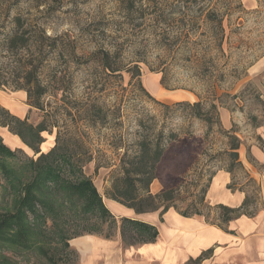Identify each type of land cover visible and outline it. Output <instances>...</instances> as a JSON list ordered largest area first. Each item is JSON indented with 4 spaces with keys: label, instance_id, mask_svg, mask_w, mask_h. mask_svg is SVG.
I'll use <instances>...</instances> for the list:
<instances>
[{
    "label": "rangeland",
    "instance_id": "1",
    "mask_svg": "<svg viewBox=\"0 0 264 264\" xmlns=\"http://www.w3.org/2000/svg\"><path fill=\"white\" fill-rule=\"evenodd\" d=\"M37 83L41 110L27 100ZM194 103L206 120L186 105ZM5 104L45 131L38 154L18 137L2 139L0 218L23 211L13 188L30 180L40 153L67 152L62 181L90 179L103 202L119 196L121 168L139 142L152 147L160 132L188 139L166 145L151 194L177 189L181 212L203 199L205 223L220 228L208 189L217 172L231 171L227 188L245 193L255 214L259 186L239 149L253 141L264 149V0H0V107L8 111ZM218 122L240 142L236 157ZM48 183L44 198L55 211L25 213L33 225L17 235L27 239L12 240L11 229L0 238V264H82L73 239L117 231L116 217L83 213Z\"/></svg>",
    "mask_w": 264,
    "mask_h": 264
},
{
    "label": "trees",
    "instance_id": "2",
    "mask_svg": "<svg viewBox=\"0 0 264 264\" xmlns=\"http://www.w3.org/2000/svg\"><path fill=\"white\" fill-rule=\"evenodd\" d=\"M15 21L19 22V19ZM14 45V41L11 42L10 46ZM107 56V55H106ZM107 59L101 60V64L104 68H109ZM36 91L33 93L31 98L30 92L27 93V100L29 105L41 110L40 98L43 94L42 87L37 83ZM33 100V101H31ZM183 105V104H179ZM194 110V116L197 119L206 120L207 114L203 113L199 108V103H194L193 105H188ZM219 129L224 135L232 140L231 155L236 157V150L239 148L240 142L231 135L229 132L221 129L218 122ZM0 126L2 128H7L8 131L20 138V140L29 146L33 151L38 154V145L43 142L41 133L45 131L44 126L39 123L37 126H32L27 122V118L20 119L11 115L7 110L0 107ZM162 132L159 133V139L152 146L148 147L144 142H139L138 152L130 160H128L125 166L121 168V175L119 176V196L113 195L112 192L107 193V199L113 200L122 206L133 210L136 214H146L151 212H159L162 216L169 209H174L178 214L183 217H193L201 216L207 221V217L203 216L198 206L202 205V200L191 206L190 211L181 212L178 210L174 203L177 200V189L161 190L157 194H151L149 192V185L153 180L157 179L158 166L165 156L167 149L166 145H173L175 143L184 145V142L188 138L179 139V137L174 133H168L164 138ZM179 149V148H178ZM180 150V149H179ZM0 151H5L2 145V138L0 137ZM181 151V150H180ZM67 152L60 151L56 146L51 149L48 153H40V155L34 161H30V170L32 175H30V180L27 183H21L20 187H14L13 190L16 191V200L19 205L22 206L23 211H19L14 214H5L0 218V238L5 239L9 234V230H12V240L22 243L20 241L27 239L26 235L18 236V232L22 228L29 229L31 224L29 220H26L25 213L31 217L38 218V206L39 209L53 213L55 210L52 208L51 204L54 203L51 200L50 204H47L46 198H44V191H49V183L52 185L59 184L57 187L53 186V194L59 193V195H68L75 197L80 203V209L83 213L98 211L102 218H111V215L107 208L102 202L101 196L98 194L94 188L92 182L88 178H82L77 182H65L62 181L60 175L59 163L63 164L64 161L69 160ZM69 155V154H68ZM11 156V155H10ZM233 161H235L233 159ZM74 165V163L72 162ZM1 167V164H0ZM231 172V171H229ZM13 180V179H12ZM252 182V181H251ZM254 185V183H253ZM229 189H233L232 184L228 185ZM253 202L245 197L242 204L236 208H229L223 205H214L209 207V210L219 211V216L217 222L219 221L224 225L229 221L234 220L241 215L253 216L254 213L248 212V207ZM249 204V205H248ZM42 216V215H41ZM162 221V219H161ZM120 222V234L123 243L127 245L135 244H145L153 242L157 238V231L155 228L133 220H128L121 218ZM218 225L220 228L224 225ZM15 229V230H14ZM224 229V228H223ZM14 230V231H13ZM7 234V235H6ZM109 239V237H106ZM212 250L209 249L203 252L198 258L191 259L188 262H200L203 259L209 257ZM187 262V263H188Z\"/></svg>",
    "mask_w": 264,
    "mask_h": 264
},
{
    "label": "crops",
    "instance_id": "3",
    "mask_svg": "<svg viewBox=\"0 0 264 264\" xmlns=\"http://www.w3.org/2000/svg\"><path fill=\"white\" fill-rule=\"evenodd\" d=\"M6 106L15 117L22 119L25 116L26 112L13 111L10 104ZM258 136L264 142L261 133ZM0 137L8 143L18 142L16 136L2 127ZM239 151L241 163L259 186V207L253 216L241 215L230 221L227 229L223 230L206 224L201 216L187 218L173 209H169L162 216L159 212L139 215L113 200L104 198L103 204L118 220V229L109 239L94 235L73 239L72 243L81 256V263L187 264L189 260L196 259L211 249L210 257L203 259L202 264H264V149L253 141L247 147L242 145ZM230 177L229 172L219 171L212 178L208 189L210 204L229 208L242 204L246 195L227 188ZM121 218L155 228L157 238L154 242L145 244L123 243L119 222Z\"/></svg>",
    "mask_w": 264,
    "mask_h": 264
}]
</instances>
